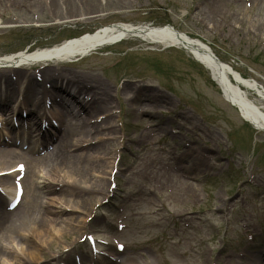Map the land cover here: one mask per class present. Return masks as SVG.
I'll return each instance as SVG.
<instances>
[{
  "label": "rangeland",
  "instance_id": "1",
  "mask_svg": "<svg viewBox=\"0 0 264 264\" xmlns=\"http://www.w3.org/2000/svg\"><path fill=\"white\" fill-rule=\"evenodd\" d=\"M62 18L83 19L56 24ZM119 22L170 24L208 43L223 62L264 91V0H0V56L51 47ZM47 64L24 70L26 78L40 74L52 85L41 92L36 83V98L30 95V100L56 97L63 92L58 86L65 87L62 73H70L75 96L91 100L86 111L65 120L87 122L90 135L81 146L92 148L79 146L69 155L86 153L92 162L81 175L55 167L47 155L57 144L53 148L47 140L48 147L42 145L36 126L29 133L33 144L25 138L21 144L28 150L8 145L26 160L27 192L19 214L30 199L33 205L26 210L27 224H14L4 234L10 254L0 255V264H21L19 258L30 263L27 253L33 244L45 248L38 264H241L243 258L264 264V135L257 136L256 145L251 142L254 131L223 100L207 70L178 47L135 38L79 61ZM10 77L15 78H10L15 82L10 106L21 114L25 108L18 111L17 102L25 85L17 71ZM56 77L53 84L50 79ZM3 89L0 83V93ZM247 93L256 99L254 92ZM5 114L0 111V121L5 118L0 134L8 133ZM51 130L50 135L57 133ZM168 171L185 177L165 182ZM112 175L116 191L110 188ZM0 187L4 195L11 192L12 178ZM225 228L229 233L223 235ZM88 234L107 241L97 245L105 255L91 253ZM251 235L254 242L244 241ZM115 241L129 246L117 252Z\"/></svg>",
  "mask_w": 264,
  "mask_h": 264
},
{
  "label": "bare ground",
  "instance_id": "2",
  "mask_svg": "<svg viewBox=\"0 0 264 264\" xmlns=\"http://www.w3.org/2000/svg\"><path fill=\"white\" fill-rule=\"evenodd\" d=\"M83 18H62L57 21V23H72L77 20H82ZM182 33V32H181ZM186 36V35H185ZM128 38L139 39L152 44H160L163 47H178L186 51L194 60L199 62L210 74L211 79L218 86L221 96L225 102L229 105L236 108L238 114H241L242 119H246L249 124H251L252 128L256 131V133H261V129H264V94L260 92L259 88L255 89V83L252 80L244 79L241 76H235L231 73L229 67H225V63L221 62L220 64L215 63L207 53L206 49L198 44L196 41H191L190 39L184 37L182 34L176 32L175 29L170 28L168 25L161 26H152V25H131L124 23H113L109 25H101L97 29L92 32H87L82 34L79 37L70 38L64 40L58 45L51 46L45 49H38L34 52L29 53L28 51H22L15 54L4 55L0 57V72L3 73L0 75V80L4 83V92L0 93V111H7V105L12 102L11 93L13 90V83L10 80L9 72L18 73L19 79H25V91L27 93V107L29 109V115L26 121H32L36 124L37 116L42 113V108L40 106V99H36L35 101L30 100V95H32L35 91V81L31 75L27 76V73L24 72V68L20 66H28L35 63H59V62H72L79 56H85L97 49L101 48L104 45H109L119 40H124ZM190 38V37H189ZM19 66V67H13ZM233 72V70H232ZM46 78H49L47 73ZM63 79H65L66 87H72L68 81L73 77H70V73L63 72ZM57 79V77L55 78ZM56 81V80H53ZM24 83V82H23ZM247 91L254 92L256 99H250L248 97ZM63 93L67 95H72L71 92L64 90ZM34 97V96H33ZM63 100L66 102L74 103V107H79L84 110H87V104L83 105V100L79 101L78 99H70V97L64 95ZM72 100V101H70ZM22 103V102H21ZM104 103V102H103ZM109 103V102H108ZM26 103L23 102L22 105ZM67 105V104H66ZM105 107H108V104H104ZM65 108V107H64ZM64 113L66 117H72V109L67 105V109H64ZM57 113V111H55ZM54 114V112L52 113ZM63 113L61 112L59 116ZM240 116V115H239ZM33 124V125H34ZM64 122L61 121V124L57 133L56 146L52 153H49L47 156L50 161L52 160L56 166H67L77 175L84 174L88 171V162H92L90 159L92 155H86V153L80 154H72L76 150H81V144L87 141V137L90 135V131L86 129L87 123L85 121H81L79 123H71L68 122L63 129ZM33 135H31V142L33 141ZM78 138L73 140L75 137ZM143 137V135H141ZM30 138L27 136V139ZM48 138L47 135H44L45 141ZM107 141V139H106ZM33 143H31L32 145ZM0 145H3L2 142ZM5 146V145H3ZM0 147V168H4V166H9L13 161L22 162V160H26L22 155H16L15 152L8 150L6 147ZM35 146V145H34ZM81 146V149L79 148ZM92 148L89 144L87 149ZM38 159H32L31 161H37ZM16 161V163H17ZM19 164V163H17ZM36 165V163H35ZM87 168V169H86ZM107 169L108 166H105ZM104 168V169H105ZM56 169V168H55ZM53 169V170H55ZM11 174H1L0 182H7ZM15 177V175H14ZM24 184V181H23ZM73 187H76L75 184H72ZM33 183L30 184V198L36 196L33 190ZM26 187L24 188L23 199L21 204L16 207L13 212H0V255L4 257L9 256L10 252V243H3L2 240L5 238L4 234L10 233L8 227L16 224L17 226H25L27 224V217H25L26 210L29 211L33 205V199H30L27 202V208L21 211L22 205L24 204V199L26 198ZM2 208V199L0 195V209ZM7 216H11V220L7 218ZM17 217V218H13ZM13 218V219H12ZM10 221V222H9ZM16 221V223H15ZM7 222L10 224L7 226ZM4 232V233H3ZM26 246V245H25ZM29 251L27 253V258L30 263L23 260V258H19L21 264H38V260H42V257H39V252L45 248L40 244H33L29 246ZM20 251H24V246H20Z\"/></svg>",
  "mask_w": 264,
  "mask_h": 264
},
{
  "label": "water",
  "instance_id": "3",
  "mask_svg": "<svg viewBox=\"0 0 264 264\" xmlns=\"http://www.w3.org/2000/svg\"><path fill=\"white\" fill-rule=\"evenodd\" d=\"M212 56V55H211ZM213 59L217 62V60L213 57Z\"/></svg>",
  "mask_w": 264,
  "mask_h": 264
}]
</instances>
